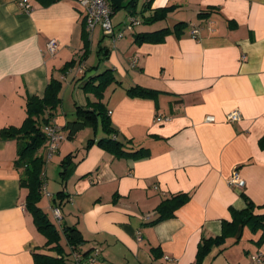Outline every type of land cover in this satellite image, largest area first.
<instances>
[{
    "label": "crops",
    "instance_id": "1",
    "mask_svg": "<svg viewBox=\"0 0 264 264\" xmlns=\"http://www.w3.org/2000/svg\"><path fill=\"white\" fill-rule=\"evenodd\" d=\"M46 2L0 0V131L20 127L27 98H42L52 79L61 90L51 121L63 130L76 119V107L96 102L81 89L87 71L93 69L91 78L112 70L118 84L105 89L101 103L114 137L126 152H147H106L97 145L105 137L99 121L70 139L63 130L65 140L49 160L45 144L38 150L45 160L38 206L51 224L59 208L61 220L53 225L64 253L70 249L62 230L74 227L80 250L99 264H193L200 239L221 235L229 208H245L242 194L260 207L255 213H264V0H108L114 30L122 34L114 43L99 27L85 39V14L76 2ZM164 8L170 9L163 20L143 23ZM131 20L138 24L128 30ZM165 28L171 33L161 43H134L137 33ZM94 38L97 61L88 65ZM50 39L58 42L53 56L45 51ZM133 86L157 94L131 98L126 89ZM76 87L82 96L72 98ZM233 111L240 119L229 123ZM67 155L74 165L62 180L59 164ZM16 160V141L0 138V264H34L33 253H54L25 208L28 191ZM234 171L242 189L227 183ZM178 194L189 200L174 217L153 223L160 203ZM261 235L245 227L239 241L228 237L202 264H252L255 255L264 264Z\"/></svg>",
    "mask_w": 264,
    "mask_h": 264
},
{
    "label": "trees",
    "instance_id": "2",
    "mask_svg": "<svg viewBox=\"0 0 264 264\" xmlns=\"http://www.w3.org/2000/svg\"><path fill=\"white\" fill-rule=\"evenodd\" d=\"M56 0H47L46 3H51ZM113 12V7L110 6ZM170 8L157 10L151 17L146 18L143 23L146 25L154 24L165 18V15ZM207 14H199V17H205ZM183 26L182 24L176 27ZM171 31L167 28L153 33H137L134 35L135 44L153 43L158 44L164 41ZM88 34L85 31V39ZM86 54V52H85ZM84 57V55H83ZM74 62L71 61L65 64L62 68V73L73 67ZM118 84L115 80L112 70H105L101 74L87 79L81 89L85 94H91L96 99V102L90 103L85 107H76V119L67 122L63 130L67 132V138H72L77 132L85 127L91 126L95 128L97 121L100 122L105 137L97 141V145L106 152L115 157H142L147 155L143 149L126 152L124 144L118 141L114 135L116 131L112 128L110 117L101 103L103 93L111 84ZM61 83L57 80H50L45 88L42 98L37 96L28 97L26 100V118L22 125L18 128L8 127L0 131V138L3 140H14L17 144V160L14 166L16 169H21L20 186L27 189L28 193L25 199V208L32 216L33 223L37 230L45 237L47 247H51L50 251L54 255L41 253H33L34 264H66L69 259V253H64L60 246V233L56 230L53 224L49 221L47 214L42 211L38 203L42 197L44 183L42 181V172L45 160L38 156L37 152L46 142L43 128L54 117L53 112L60 104L59 92ZM126 94L131 98L138 99H153L157 92L148 90L139 86H133L126 89ZM92 143V140L89 144ZM259 145L264 149V136L260 139ZM72 156L67 155L59 164L60 178L64 180L73 167ZM57 194V196H59ZM245 201V208L236 210L229 208L231 220L222 221L221 235L216 237H202L197 247L195 261L193 264H202L205 257L214 247L222 245L228 237H235L236 242L239 241L240 233L243 228H248L252 233L262 231V235L257 242L260 245L264 239V213L257 214L259 206H255L252 201L245 195H241ZM189 200L187 194H178L164 200L157 207L158 218L153 222H161L174 217V212L184 205ZM59 209V208H57ZM66 245L70 251L74 248H79L83 240L78 230L74 227H65L62 230ZM86 253V252H85Z\"/></svg>",
    "mask_w": 264,
    "mask_h": 264
},
{
    "label": "built area",
    "instance_id": "3",
    "mask_svg": "<svg viewBox=\"0 0 264 264\" xmlns=\"http://www.w3.org/2000/svg\"><path fill=\"white\" fill-rule=\"evenodd\" d=\"M76 2L83 10L85 14V31L87 34H91L95 28L99 27L105 36L111 37L113 43L122 37L120 32H115L111 22L112 9L108 3V0H72ZM19 6L24 10H30V6L25 3H20ZM138 22L131 20L130 25L127 27L128 30ZM197 30H193L192 34L196 35ZM58 48V42L55 39L47 41L45 51L49 56H53ZM83 69L80 66L79 71ZM240 119V114L237 111H233L227 114L226 121L229 123L237 122ZM206 122H212L213 118L207 117ZM43 132L46 138L45 142V158L49 160L58 150L59 144L65 140L63 130L50 121L43 128ZM229 186L242 189L244 187V181L239 177L236 171L232 172L227 180ZM43 190L45 188L43 187ZM48 196V194H46ZM53 219L57 222L61 220L60 210L57 208L52 209ZM166 260H170L165 257ZM253 264L261 263V256L255 255L251 257ZM68 264H99L96 259V255H91L80 250V248L71 249Z\"/></svg>",
    "mask_w": 264,
    "mask_h": 264
},
{
    "label": "rangeland",
    "instance_id": "4",
    "mask_svg": "<svg viewBox=\"0 0 264 264\" xmlns=\"http://www.w3.org/2000/svg\"><path fill=\"white\" fill-rule=\"evenodd\" d=\"M124 32V31H123ZM126 32V31H125ZM108 40H110V38L108 39V38H105V40H104V43L106 44V45H108L109 44V42H108ZM96 45V40H95V38L94 39H92V47H91V49H92V52H91V54L89 55V60H88V65H93V63H95L96 64V59H95V46ZM78 67V66H77ZM94 73V71H93V69H90L89 71H87V73H86V77H85V80H87L92 74ZM71 76L72 75H70V77L69 78H71ZM82 96V90L81 89H77V87L75 88V92H74V94L72 95V98H79V97H81ZM56 222V221H55ZM53 223V224H56V223ZM60 222V221H59ZM252 262V261H251ZM253 264V263H252Z\"/></svg>",
    "mask_w": 264,
    "mask_h": 264
}]
</instances>
